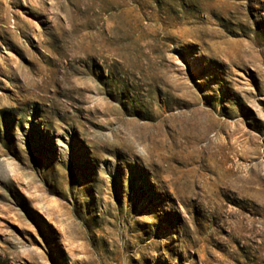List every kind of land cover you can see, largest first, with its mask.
<instances>
[{
	"label": "rangeland",
	"instance_id": "374dc122",
	"mask_svg": "<svg viewBox=\"0 0 264 264\" xmlns=\"http://www.w3.org/2000/svg\"><path fill=\"white\" fill-rule=\"evenodd\" d=\"M0 264H264V0H0Z\"/></svg>",
	"mask_w": 264,
	"mask_h": 264
}]
</instances>
